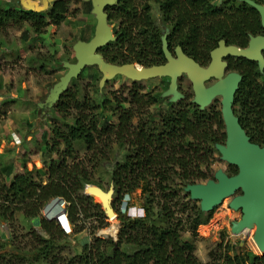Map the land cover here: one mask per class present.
Wrapping results in <instances>:
<instances>
[{
	"label": "trees",
	"instance_id": "16d2710c",
	"mask_svg": "<svg viewBox=\"0 0 264 264\" xmlns=\"http://www.w3.org/2000/svg\"><path fill=\"white\" fill-rule=\"evenodd\" d=\"M85 3L92 7L90 0ZM70 4L71 0H54L46 10L35 11L0 0V31L6 34L9 27L28 24L33 33L41 34L70 16ZM105 11L115 38L99 52L107 62L119 65L165 63V33L170 51L181 47L203 66L220 41L247 47L250 36L264 34L259 11L244 0H116ZM92 29L80 39L89 41ZM227 59L229 70L242 75L235 114L251 141L264 146V68L246 58ZM125 88L112 91L101 104L77 84H70L59 96L53 108L61 123L53 125L47 144L57 158L43 169H25L0 182V224L11 228L4 251L0 248V264H32L28 254L34 250L32 260L46 264H264V253L224 246V239L211 248L209 261L202 262L194 254V241L183 239L185 228L195 234L213 216V210L202 211L200 202L185 189L213 178L217 144L226 139L221 106L214 102L201 108L193 102L194 95L183 93V98L157 113L152 107L160 103L161 95L146 91L138 82ZM108 112L117 117V124L101 123ZM77 141L87 149L84 156L75 148ZM114 143L128 147L124 162L112 173L111 207L120 226L117 240L95 237L81 253L67 256L60 242L68 234L55 219H41L46 237L34 228L19 234L18 211L33 220L57 197L67 203L68 220L77 227L74 232L85 229L84 218L94 216L93 211L105 218L93 230L105 227L107 213L83 190L92 182L96 162L108 157ZM236 172L237 168L232 174ZM138 189L147 196L145 215L132 217L120 205L125 195ZM112 228L111 233H116L117 226ZM20 239H27L26 245ZM123 245L130 251H124Z\"/></svg>",
	"mask_w": 264,
	"mask_h": 264
},
{
	"label": "rangeland",
	"instance_id": "374dc122",
	"mask_svg": "<svg viewBox=\"0 0 264 264\" xmlns=\"http://www.w3.org/2000/svg\"><path fill=\"white\" fill-rule=\"evenodd\" d=\"M4 1L23 6V0ZM85 1L89 0L80 2L71 0L70 16L60 26H49L41 34L33 33L28 24L22 28L9 27L6 34L0 31V182H8L14 174L22 173L25 169L28 171L43 169L51 159L57 158L55 153L48 152L50 147H47L53 137V125L61 123L53 108L56 102L54 88L70 66L77 62L74 45L81 40L84 33L89 35L88 29L90 28H93L90 33L92 37L97 24V14L94 11L92 0H90L91 8ZM31 2L32 5L38 7L44 6L43 0H31ZM154 13L156 14V10ZM235 61L233 58L232 62ZM216 81L217 78H210L205 85L211 86ZM133 82H138L146 91L161 95L160 103L152 107V110L157 113L166 111L171 103L180 100L177 97L174 99L175 94L169 91V76L133 79L120 74L102 83V73L96 65H87L77 78L71 80L69 85L77 84L85 87L93 99L101 104L112 91L121 89L123 92L125 87ZM178 91L182 94L194 95L192 82L187 75L180 77ZM221 100L222 96L218 95L213 98L212 103L215 102L221 106ZM105 120L114 124L118 122L117 117L110 112L101 117V123ZM74 145L79 155L84 156L87 152L85 145L81 141L75 142ZM127 154L128 147L114 143L108 152V157L96 162L92 182L86 188L84 187L83 193L89 194L93 202L100 204L102 209L104 208L101 189L109 194L110 205H112L115 200L112 173L118 164L124 162ZM218 155L213 165V178L219 169L228 175H233L236 169L234 165L222 160L220 153ZM146 198L147 196L142 194L141 189H138L125 195L120 209L132 217L138 214L143 216L145 215ZM231 200L232 197H227L215 207L211 219L208 223L199 225L195 234L190 233L187 228L183 231V239L194 241V254L202 262L209 261L211 248L222 239H224V246L231 245L245 253L261 255L253 241L254 229L253 232L250 229L238 234L232 232V224L241 219L242 213L232 207ZM51 207L52 205L46 210ZM44 210L43 208L39 216L41 219L44 217ZM105 212L108 216L107 225L97 230H93V226H98L105 218L95 211H93L94 216L84 218L85 229L82 231L74 232L77 227L70 223V229L66 231L68 235L60 242L64 248V255L72 256L81 253L83 247L89 245L95 237L103 239L112 237L117 240L120 229L118 215L108 210ZM16 218L20 235H26L30 229L34 228L43 236H47L41 227L34 226L32 220L26 218L21 211L16 213ZM81 223L79 222V225ZM114 225L117 226V231L111 233ZM10 233L11 228L6 224H0L1 251H4L2 248L5 240L10 237ZM27 239L19 240L24 241L22 246L26 245ZM241 242H243L242 245H240ZM122 249L130 251V247L126 245H123ZM36 253L34 250L28 254L32 264H46V262L37 263L32 260Z\"/></svg>",
	"mask_w": 264,
	"mask_h": 264
},
{
	"label": "water",
	"instance_id": "95a60500",
	"mask_svg": "<svg viewBox=\"0 0 264 264\" xmlns=\"http://www.w3.org/2000/svg\"><path fill=\"white\" fill-rule=\"evenodd\" d=\"M28 1L31 2V0ZM53 1L43 0L44 6L38 7L23 0L22 5L26 9L43 11ZM244 1L253 5L259 11L264 28V0L263 4H257L252 0ZM114 2L116 0H92L94 11L97 14L94 35L89 41L80 40L74 45L77 62L70 66V69L54 88L56 101L62 92L68 88L71 80L77 78L87 65H96L98 67L102 73V83L120 74L133 79L169 76V91L175 94L174 99L176 97L183 98V94L178 91V82L181 76L187 75L192 82L193 102L201 108L209 106L215 96L221 95V114L225 126L226 139L224 144H217V150L221 154V159L234 165L237 168V172L233 175H228L222 169H219L215 173L214 178L205 182L189 184L185 190L190 194L191 199L200 202L201 210L204 212L212 211L227 197H232L230 204L242 213L241 219L232 224V232L238 234L249 225L255 226L253 237L259 252L263 254L264 146L251 141L242 127L239 117L235 114L233 108L234 99L242 81V75L238 71H230L225 59L228 56L246 58L256 61L260 69H263L264 34L250 36L247 47L229 45L223 40L220 41L218 46L210 52V63L208 66H203L186 55L181 47L175 48L173 52L170 51L166 33L162 38L163 52L166 58L165 63L150 67L135 63L121 65L109 63L99 52V49L115 38L105 11L106 7ZM210 78H217V81L211 86H206L205 82ZM101 192L104 210L112 213L109 194L102 189ZM32 223L36 227H41V217L34 218ZM242 244L243 242L240 243V245Z\"/></svg>",
	"mask_w": 264,
	"mask_h": 264
},
{
	"label": "built area",
	"instance_id": "2783aa9c",
	"mask_svg": "<svg viewBox=\"0 0 264 264\" xmlns=\"http://www.w3.org/2000/svg\"><path fill=\"white\" fill-rule=\"evenodd\" d=\"M50 205H52L51 208L46 210ZM67 203L63 198L57 197L50 201L45 207H44V218L46 219H55L62 228L65 230V232L70 229V222L68 220V214L66 211ZM136 216L143 217L142 214H138Z\"/></svg>",
	"mask_w": 264,
	"mask_h": 264
},
{
	"label": "bare ground",
	"instance_id": "6f19581e",
	"mask_svg": "<svg viewBox=\"0 0 264 264\" xmlns=\"http://www.w3.org/2000/svg\"><path fill=\"white\" fill-rule=\"evenodd\" d=\"M25 2H27L28 4H32L30 1H28V0H24ZM247 229H250V231L251 232H253L252 230L254 229V233H255V226H253V225H249V226H247V227H245L243 230H241V232H243V231H245V230H247ZM254 236V235H253ZM253 241H254V243H255V245L257 246V244H256V242H255V240H254V237H253ZM258 248V247H257Z\"/></svg>",
	"mask_w": 264,
	"mask_h": 264
}]
</instances>
